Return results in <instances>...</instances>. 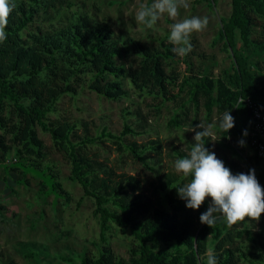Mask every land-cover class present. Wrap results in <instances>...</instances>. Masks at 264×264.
Returning <instances> with one entry per match:
<instances>
[{"label": "trees", "instance_id": "obj_1", "mask_svg": "<svg viewBox=\"0 0 264 264\" xmlns=\"http://www.w3.org/2000/svg\"><path fill=\"white\" fill-rule=\"evenodd\" d=\"M15 5L6 26L8 37L0 42V168L16 185H27L25 178L31 173L39 180L44 197L68 200L53 166L44 160V146L36 127L50 136L53 147L69 162V180L78 183L83 196L93 200V215L98 219V242L92 243L95 254L82 252L77 264H207L209 249L218 257V264H264V213L258 220L245 217L244 221L229 224L222 219L209 226L200 221L208 200L198 209L186 207L178 196L182 180L177 175L156 174L145 187L137 177L117 174L89 155L90 145L109 142L117 151L129 152L154 170L144 154L159 152V142H123L125 135L142 133L127 123L128 111L123 114L118 135L104 126L92 136L86 123L49 118L56 114L61 97L77 94L79 82L108 101L128 99L130 88L140 97L159 100V108L186 93L187 100L181 108L187 104L196 107L202 100L207 115L216 107L220 115L231 109L235 119L242 118V123L228 132L218 126L223 140L229 139L226 147L242 164L223 161L233 173L255 169L264 188V162L249 146L251 114L238 101L249 98L264 113V67L260 65L264 61V0H230V13L220 20L217 35L223 50L231 52V72L224 71L212 86L203 78L186 75L177 84L166 74L167 63L179 61L171 43L160 40L158 47H153L124 36L116 38L106 22L86 16H78L49 32L40 31L33 26L58 21L67 4L63 0H15ZM127 59L137 60L136 66L127 64ZM180 61L191 70L187 59ZM185 119V114L176 113L168 126L182 129ZM137 121L142 120L138 117ZM188 125L193 128L197 121L191 120ZM244 130L247 136H243ZM236 138L246 141L243 148ZM204 141L211 151L210 136ZM11 152L14 159L7 163L5 158ZM173 152L177 158L186 155ZM1 184L10 190L5 179ZM113 227L129 234L127 259L115 256L109 246ZM64 260L75 264L69 257Z\"/></svg>", "mask_w": 264, "mask_h": 264}, {"label": "rangeland", "instance_id": "obj_2", "mask_svg": "<svg viewBox=\"0 0 264 264\" xmlns=\"http://www.w3.org/2000/svg\"><path fill=\"white\" fill-rule=\"evenodd\" d=\"M63 1L67 7H63L58 21L52 22L51 25L48 22H38L33 27L49 32L75 20L78 16H86L106 22L116 38L124 36L144 46L158 47L160 40L170 43L167 37L171 24L192 15L206 16L207 27L200 32H194L191 36L192 51L185 56L176 55L179 61L167 63L166 74L177 84L186 75L193 79L203 78L212 86L215 80L222 78L224 71L231 72V52L223 50L222 41L217 35L221 26L220 20L230 13V0H216L213 5L203 0H196L200 1L197 3L194 0H187V7L181 4L177 17H169L165 13L152 29H146L135 20V12L140 3L151 4L152 0ZM240 47L241 42L237 39L239 50ZM182 58L191 63V70L185 69L184 63L180 61ZM126 63L135 67L137 60L127 59ZM260 65L264 67V61L260 62ZM77 85V94L61 97L56 105L57 112L50 114V119L86 123L92 136L97 135L104 126L118 135L122 130L123 114L128 111L130 115L126 116L127 123L142 133L135 137L125 135L124 144L131 142L146 144L149 141L160 143L159 152L146 151L144 154L148 166L154 170L138 162L129 152L117 151L109 142L103 145H90L89 155L115 169L117 174L135 176L145 187L156 174L162 175L167 172L181 178L182 185L188 183L190 177H185L174 167L177 156L173 151L178 150L187 155L196 142L194 137L198 128L189 127L191 120H196L197 124L201 122L212 125L209 128L211 151H214L218 158L242 164V161L226 147L229 139L223 140L218 129L217 121L220 114L216 107L207 115L202 100L196 107L187 104L185 108H181L187 100L186 93H181L177 100L165 102L159 108V100L140 97L130 88L128 99L108 101L89 90L83 83L79 82ZM176 113L186 115L185 127L182 129L168 126L169 119ZM138 117L142 120L140 123L137 121ZM141 123L144 128L138 127ZM241 123L242 118L238 116L235 124ZM81 131L82 127L78 134H81ZM36 132L44 146V160L53 166L61 188L68 194L69 199L54 201L52 196L44 197L40 191L42 188L39 180L31 173L25 178L27 185H16L0 168V264H70L64 260L67 257L77 264L82 252L95 254V246L92 243L98 242L99 229L98 219L93 215L94 202L83 196L78 183L69 180V162L53 147L50 136L38 127ZM239 140L240 138H236V142ZM13 159L12 152L5 158L7 163ZM3 179L10 190L2 188ZM43 179L46 181L45 177ZM206 199L209 201L211 198ZM108 243L115 256L128 258L127 249L130 245L128 233L113 227L108 236Z\"/></svg>", "mask_w": 264, "mask_h": 264}, {"label": "clouds", "instance_id": "obj_3", "mask_svg": "<svg viewBox=\"0 0 264 264\" xmlns=\"http://www.w3.org/2000/svg\"><path fill=\"white\" fill-rule=\"evenodd\" d=\"M181 4L187 7V0H152L151 4L140 3L135 12V20L146 29H152L165 13L169 17H177ZM15 6V0H0V42L8 37V17ZM207 25L208 18L198 15L185 17L171 24L167 39L173 45L172 52L177 56H185L191 52L192 34L204 30ZM217 123L226 132L234 127L235 118L231 109H225ZM211 126L201 122L197 124L195 127L201 130L196 131V142L190 152L175 160L176 171L183 173L185 177H192L188 183L177 187L178 196L191 209L200 208L206 197H210L207 210L200 214L201 223L209 226L222 219L229 224L244 221L245 217L258 220L261 213H264V188L257 179L255 169H249L247 173H233L214 151H210L204 137L209 135ZM247 135V130H244L243 136ZM238 144L244 146L246 141L240 139ZM207 264H218V257L211 249L207 252Z\"/></svg>", "mask_w": 264, "mask_h": 264}, {"label": "built area", "instance_id": "obj_4", "mask_svg": "<svg viewBox=\"0 0 264 264\" xmlns=\"http://www.w3.org/2000/svg\"><path fill=\"white\" fill-rule=\"evenodd\" d=\"M249 110L250 116V132L249 146L258 159L264 162V113L259 106L249 98L239 99Z\"/></svg>", "mask_w": 264, "mask_h": 264}]
</instances>
